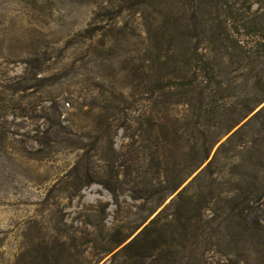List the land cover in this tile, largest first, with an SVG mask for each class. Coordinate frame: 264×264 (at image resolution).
<instances>
[{"label": "rangeland", "instance_id": "obj_1", "mask_svg": "<svg viewBox=\"0 0 264 264\" xmlns=\"http://www.w3.org/2000/svg\"><path fill=\"white\" fill-rule=\"evenodd\" d=\"M263 1L230 3L238 5L240 16L249 7L257 11ZM199 3L0 0V264L75 263L74 258H60L54 240L58 233L74 236L84 257L80 264L138 263L121 253L122 248L195 175L153 215L150 205L133 192L136 175L146 176L154 185L161 176L151 164L155 162H150L152 152L165 151L171 169L174 164L181 167L188 156L180 131L170 132L165 139L157 132L158 143L146 138L147 150L140 138H130L132 128L127 126L138 121L139 114H146L148 88L171 70L166 67L159 74L145 68L139 74L136 68L149 57V25L155 30L156 24L177 22V32L182 31L183 40L191 42V54L204 53L207 36L189 14L181 12L183 5ZM183 24L190 29L182 28ZM165 94H158L155 97L159 99L153 101L157 117L166 116L164 108L172 101ZM224 103L231 104L230 100ZM188 109L184 104L172 106L170 123L173 115H188ZM251 141L252 137L241 149L223 150L215 165L219 174L212 190L231 194L214 196L209 204L195 197L184 213L202 235L195 244L194 264L260 262L264 234L254 237V245L246 247L256 261L231 248L224 235L228 232L232 236L234 229L244 232L233 218L235 210L264 223V157L257 151L264 144V135L253 145ZM84 167L97 172H92L87 185L80 180ZM103 183L113 185V190ZM196 188H190L186 195L192 196ZM232 197L239 200L228 202ZM202 205L208 208L200 213ZM172 213L173 209L168 210L152 228L162 229L172 220ZM172 229L182 232L178 223ZM123 240L126 242L117 247ZM42 255L48 258L42 259Z\"/></svg>", "mask_w": 264, "mask_h": 264}, {"label": "trees", "instance_id": "obj_2", "mask_svg": "<svg viewBox=\"0 0 264 264\" xmlns=\"http://www.w3.org/2000/svg\"><path fill=\"white\" fill-rule=\"evenodd\" d=\"M200 1L201 4L198 5H183L181 12L189 14L191 19L195 20V26L207 36L203 40L206 43L204 53L191 54V42L183 40L185 34L182 31L177 32L180 28L177 22L174 23L176 25L156 24L155 30L149 25L147 31L150 36L149 57L143 58V63L136 68L139 74L140 70L145 68H149L150 73L160 72L159 74L166 67L171 70L167 69L168 73L165 72L167 75L159 77L154 86L148 88L146 93L149 95L146 97L147 106L144 110L146 114L142 116L139 114L138 121L127 126V129L132 128L130 138L132 140L136 137L140 138L145 143L143 149L147 150L149 140L154 143L159 142L157 132H160V136L165 139L170 132L180 131L179 138L184 143L182 148L184 154L188 156L183 160L181 167L180 165L176 167L178 164H174L171 169L170 159L165 151L152 152L150 162H155L151 164L161 176L154 185V181L149 182L146 176L136 175L133 184L137 187L133 188V192L150 205V215H153L190 177L195 175L191 182L122 248L121 253H125L127 258L130 256L131 259L136 260L137 264L146 261H149L147 264H194L193 261L197 258H193V255L198 251L195 244L197 238L202 235L196 233V225L192 219L184 216L189 209V203L195 197L209 204L214 196H229L230 191L216 195L212 190L213 184L217 181L216 174H219L216 173L215 165L220 161V153L230 148L246 147L250 144L248 142L251 137L254 141L253 143L251 141L253 145L264 135V1L257 11H252L249 7L240 16L238 11L241 9H237L238 5L235 3H230L231 0ZM189 26L181 25L187 31L190 29ZM181 45L185 47L182 48ZM237 73L240 74L233 76ZM160 93H166L165 96L172 99L164 108L165 117H157L155 114L159 111L154 113L156 104L153 101L159 99L155 96H160L158 95ZM226 100H230L231 104L224 103ZM182 104L188 105V115H171L173 122L170 123L168 112L171 107ZM262 105L263 107L256 112ZM107 126L110 128L112 124ZM225 138L227 139L221 143ZM219 143L220 146L213 154L214 148ZM261 146L257 151L264 157V144ZM226 159L228 160V157ZM84 169L85 167L81 168L83 173L80 180L87 185L91 183L88 180L92 172L95 174L97 172L91 171L92 168L89 167ZM76 170H79V166ZM262 180H264V169ZM103 184L113 190V185ZM194 186H197L196 191L192 196H187L189 189ZM234 197L228 202L234 203L239 200ZM202 207L203 205L199 209L200 213L208 208ZM170 209H173L172 220L166 221V226L155 231L153 225ZM235 213L233 218L237 219L244 232L239 234L234 229L235 233L233 234V231L232 236L228 232L224 233L225 238L230 240L231 248L239 249V254H246L248 260L252 258L256 261L254 253L246 247L254 245V237L264 234V223H260L250 214L244 215V211L241 213L235 210ZM175 223L181 226L182 232L179 234L172 229ZM221 236L224 237L219 233V237ZM42 240L45 242V238ZM54 240L60 248L61 259L63 256L66 260L74 258L73 264H80V259L84 260L74 236L58 233ZM124 242L126 241H120L116 246L119 247ZM42 256V259L48 258ZM259 258L258 264H264V251L260 252ZM58 261L63 263V260ZM249 261L244 264H249ZM229 264H239V261H232Z\"/></svg>", "mask_w": 264, "mask_h": 264}]
</instances>
